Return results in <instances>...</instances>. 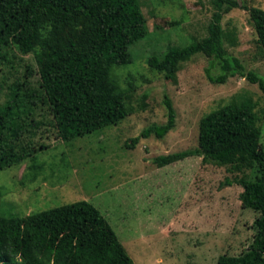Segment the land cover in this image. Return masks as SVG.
Segmentation results:
<instances>
[{
    "label": "rangeland",
    "instance_id": "obj_1",
    "mask_svg": "<svg viewBox=\"0 0 264 264\" xmlns=\"http://www.w3.org/2000/svg\"><path fill=\"white\" fill-rule=\"evenodd\" d=\"M149 35L132 48L134 63L115 69L128 91L132 110L121 123L73 142L58 138L32 54L13 45L0 58V102H14L25 124L14 147L29 156L0 170V214L25 217L85 200L110 222L135 264H217L237 257L253 243L258 217L243 208L242 188L225 186L230 167L203 164L201 158L158 168L153 160L198 148L199 124L210 112L232 102L253 100L264 150V92L235 76L225 83L208 80L221 71L199 54L180 65L175 81L149 66V58L169 47L187 46L207 36L213 8L209 0H139ZM245 8L223 18V43L246 71L264 78V57L249 8L264 10V0H237ZM210 70V71H209ZM177 125L163 139L140 137L151 125L167 122L165 97ZM257 169L238 176L254 179Z\"/></svg>",
    "mask_w": 264,
    "mask_h": 264
},
{
    "label": "trees",
    "instance_id": "obj_2",
    "mask_svg": "<svg viewBox=\"0 0 264 264\" xmlns=\"http://www.w3.org/2000/svg\"><path fill=\"white\" fill-rule=\"evenodd\" d=\"M213 13L207 36L179 47H169L149 58V66L175 81L182 63L202 54L211 67L208 80L223 84L240 76L264 92V78L246 71L240 60L225 49L223 18L233 9L246 8L237 0H209ZM264 57V10L249 8ZM139 0H0V58L15 45L21 54L34 56L48 108L58 138L73 142L124 121L133 112L128 91L115 69L134 63L132 48L149 35ZM210 71V70H209ZM1 96V84H0ZM167 122L151 125L130 141L134 149L141 138L163 139L177 125L172 101L165 97ZM11 100L0 102V170L29 156L14 147L13 138L25 124ZM253 100L232 102L207 114L199 124L198 148L165 156L158 168L201 158L203 164L230 167L236 173L225 186L238 185L243 208L258 217L256 235L241 256H221L217 264H264V150ZM257 169L254 179L243 173ZM0 264H135L116 231L91 202L81 200L25 217L0 214Z\"/></svg>",
    "mask_w": 264,
    "mask_h": 264
}]
</instances>
